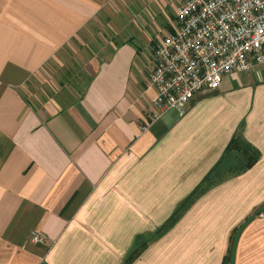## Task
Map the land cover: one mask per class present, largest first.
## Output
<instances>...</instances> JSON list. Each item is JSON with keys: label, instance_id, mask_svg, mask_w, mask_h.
<instances>
[{"label": "crops", "instance_id": "crops-1", "mask_svg": "<svg viewBox=\"0 0 264 264\" xmlns=\"http://www.w3.org/2000/svg\"><path fill=\"white\" fill-rule=\"evenodd\" d=\"M146 2L150 11L136 0H0V264H123L239 129L256 162L197 197L129 264H223L250 216L233 264H264V65L141 128L153 50L176 11ZM63 49L79 53L86 79L76 99L49 88Z\"/></svg>", "mask_w": 264, "mask_h": 264}, {"label": "built area", "instance_id": "built-area-1", "mask_svg": "<svg viewBox=\"0 0 264 264\" xmlns=\"http://www.w3.org/2000/svg\"><path fill=\"white\" fill-rule=\"evenodd\" d=\"M179 1L173 30L153 50L155 96L143 129L168 109L182 113L195 94L218 89L224 77L264 65V0ZM30 241L45 238L32 231Z\"/></svg>", "mask_w": 264, "mask_h": 264}, {"label": "trees", "instance_id": "trees-1", "mask_svg": "<svg viewBox=\"0 0 264 264\" xmlns=\"http://www.w3.org/2000/svg\"><path fill=\"white\" fill-rule=\"evenodd\" d=\"M259 157V151L253 146L242 134L239 129L229 140L224 152L215 164L208 170L193 190L181 200L170 216L153 232L139 234L128 253L126 254L123 264H129L143 250V248L168 230L180 218L183 212L197 199L202 193L207 191L211 186L222 180L238 174L251 167ZM230 251L225 257L223 264H229Z\"/></svg>", "mask_w": 264, "mask_h": 264}, {"label": "rangeland", "instance_id": "rangeland-1", "mask_svg": "<svg viewBox=\"0 0 264 264\" xmlns=\"http://www.w3.org/2000/svg\"><path fill=\"white\" fill-rule=\"evenodd\" d=\"M137 1L138 3L145 4L144 6H146L150 11L147 2L144 3V0H136V2ZM167 1L174 4L175 9L177 10L179 6L178 0ZM174 15H176V11L174 12ZM74 47H76V45H74ZM75 49L79 52L81 50V47H77ZM78 56L79 53H73L68 49H63L61 54L57 58L59 63L48 65L47 70L50 75V78L48 79L50 83L49 88H51V90H54L55 94H58L60 96V94L65 95V93H69L74 99L79 97L86 79L81 75L80 71H82L83 68L78 63ZM61 84L63 85L62 88Z\"/></svg>", "mask_w": 264, "mask_h": 264}, {"label": "water", "instance_id": "water-1", "mask_svg": "<svg viewBox=\"0 0 264 264\" xmlns=\"http://www.w3.org/2000/svg\"><path fill=\"white\" fill-rule=\"evenodd\" d=\"M264 210V205L257 210V213H260ZM252 218V216L248 217L240 226L239 228L236 230L233 241H232V247H231V251H230V261L229 264H233V260H234V254H235V246H236V242H237V238L239 236V233L241 232L242 228L247 224V222Z\"/></svg>", "mask_w": 264, "mask_h": 264}]
</instances>
